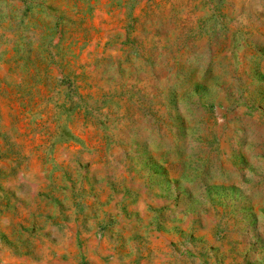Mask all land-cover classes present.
Returning a JSON list of instances; mask_svg holds the SVG:
<instances>
[{"label":"rangeland","instance_id":"374dc122","mask_svg":"<svg viewBox=\"0 0 264 264\" xmlns=\"http://www.w3.org/2000/svg\"><path fill=\"white\" fill-rule=\"evenodd\" d=\"M0 264H264V0H0Z\"/></svg>","mask_w":264,"mask_h":264}]
</instances>
